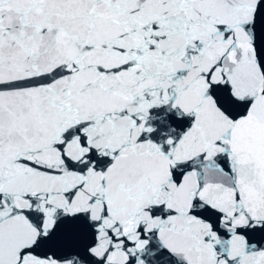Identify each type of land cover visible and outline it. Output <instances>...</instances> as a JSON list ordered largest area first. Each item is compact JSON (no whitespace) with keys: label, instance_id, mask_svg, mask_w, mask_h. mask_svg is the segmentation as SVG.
<instances>
[{"label":"snow or ice","instance_id":"1","mask_svg":"<svg viewBox=\"0 0 264 264\" xmlns=\"http://www.w3.org/2000/svg\"><path fill=\"white\" fill-rule=\"evenodd\" d=\"M0 264H264V0H0Z\"/></svg>","mask_w":264,"mask_h":264}]
</instances>
